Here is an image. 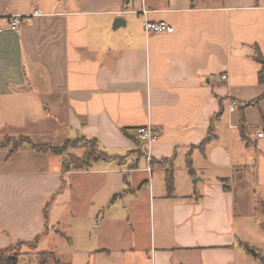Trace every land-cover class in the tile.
Returning a JSON list of instances; mask_svg holds the SVG:
<instances>
[{
  "label": "crops",
  "instance_id": "crops-1",
  "mask_svg": "<svg viewBox=\"0 0 264 264\" xmlns=\"http://www.w3.org/2000/svg\"><path fill=\"white\" fill-rule=\"evenodd\" d=\"M259 57L264 0H0V251L23 242L18 264H252L235 226L264 230ZM148 123L162 130L150 153ZM9 137L96 139L107 157L66 170L65 154ZM72 206L88 229L68 237Z\"/></svg>",
  "mask_w": 264,
  "mask_h": 264
},
{
  "label": "trees",
  "instance_id": "trees-1",
  "mask_svg": "<svg viewBox=\"0 0 264 264\" xmlns=\"http://www.w3.org/2000/svg\"><path fill=\"white\" fill-rule=\"evenodd\" d=\"M262 64V69L259 72V79L261 84L264 85V58L259 57L258 58ZM81 139L84 138H74L69 139L66 141L65 145L63 147H59L58 149H55L49 145L40 146V145H34L33 141L30 140V142L33 145V148L39 151H45V150H51L52 152H55L57 154H60L62 152H65L70 147L79 146L81 143ZM89 141H92L94 145L97 147L98 153H95L93 151H90L89 149L86 150V154L83 157H78L76 154H69L67 158H65L64 168L66 170H75V169H84L90 167V164L96 160L104 159L107 157L106 152H103L99 149L98 141L96 139H90ZM17 143V142H16ZM2 144V143H0ZM20 144V143H19ZM17 144V145H19ZM168 180V190L170 193L174 191V182L172 173H169L167 175ZM261 209L264 212V204L261 205ZM264 228V223L262 224ZM36 242V240L34 241ZM23 244V242L18 241L16 244L11 245L7 248H4V250L0 251V264H18L19 262V252L18 248ZM35 244V243H34ZM39 258L41 259V264H45L48 261V255L47 254H40ZM264 264V259H263Z\"/></svg>",
  "mask_w": 264,
  "mask_h": 264
},
{
  "label": "rangeland",
  "instance_id": "rangeland-1",
  "mask_svg": "<svg viewBox=\"0 0 264 264\" xmlns=\"http://www.w3.org/2000/svg\"><path fill=\"white\" fill-rule=\"evenodd\" d=\"M10 140H14V139H11L9 137V141ZM30 140L33 141L34 145H39V144H36L35 141L32 140V139L16 138L13 141L14 144H15V145L13 144V146H18L17 144H19V143L21 144V143L27 142L33 147V145L30 142ZM65 143L62 144V145H59V146H52V145L49 144V146H51V147H53L55 149H58L61 146L63 147V145H65ZM81 143L82 144H80L79 146H84L86 148V150L89 149L90 151L98 153V151L96 150L97 146L94 145L92 141H87L85 139H81ZM40 146L43 147L45 145H40ZM74 147H77V146H74ZM74 147H70V148H74ZM69 149H67L65 152H62L60 154L61 155L65 154V158H67L69 156V154H71V153H68ZM53 153H55V152H53ZM55 154H57V153H55ZM60 154H58V155H60ZM67 212L68 213L64 216V219L62 220V229L66 232V236H68V237H70L71 235L77 236L78 234L81 233V230L88 229V227L86 225L81 223V221H78L79 219H82V217H81V214H80V212H79V210L77 208H74V206H72V209L70 208ZM73 213L75 214V217H77L76 221L70 220V217H73L72 216ZM251 222L253 223L255 221L251 220ZM235 229H237L238 233H240L241 235L246 233V235H243V236H247L248 238H250L249 239L251 241L250 242V244H251L250 246L252 248L250 250L252 251V254L255 253V252L259 253V256H254V254H253V256H252L253 257V263L252 264H263V257H264V230L261 231V229L255 228V227H252V226H249V227L245 226L244 227L239 222V220L236 223Z\"/></svg>",
  "mask_w": 264,
  "mask_h": 264
},
{
  "label": "built area",
  "instance_id": "built-area-1",
  "mask_svg": "<svg viewBox=\"0 0 264 264\" xmlns=\"http://www.w3.org/2000/svg\"><path fill=\"white\" fill-rule=\"evenodd\" d=\"M145 13H147V10H143ZM36 15H41L40 12H37ZM13 27L18 28L21 24L20 18H15L13 21ZM145 30L147 32H169L171 30V27L167 24L165 21H159L158 23L152 22L149 19L145 22ZM224 78L227 77V75L223 76ZM236 104L232 103L231 110L235 109ZM162 130L159 127H156L152 123H148L146 126H141L137 129V136L139 139L144 143L145 147L149 151L152 147V145L157 142L161 138ZM258 137L264 139V126L260 127L258 129ZM150 153V151H149ZM151 157H148V163L150 166ZM151 169V166L149 167Z\"/></svg>",
  "mask_w": 264,
  "mask_h": 264
},
{
  "label": "water",
  "instance_id": "water-1",
  "mask_svg": "<svg viewBox=\"0 0 264 264\" xmlns=\"http://www.w3.org/2000/svg\"><path fill=\"white\" fill-rule=\"evenodd\" d=\"M254 254H257V252H255Z\"/></svg>",
  "mask_w": 264,
  "mask_h": 264
}]
</instances>
